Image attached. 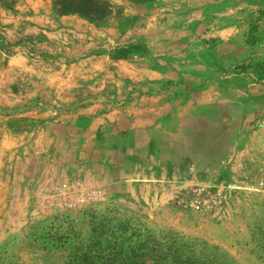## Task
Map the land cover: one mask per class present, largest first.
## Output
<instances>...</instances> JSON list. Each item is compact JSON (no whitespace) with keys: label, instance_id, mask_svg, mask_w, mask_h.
Here are the masks:
<instances>
[{"label":"crops","instance_id":"0c3cea01","mask_svg":"<svg viewBox=\"0 0 264 264\" xmlns=\"http://www.w3.org/2000/svg\"><path fill=\"white\" fill-rule=\"evenodd\" d=\"M128 6L0 7V250L90 205L264 169V0Z\"/></svg>","mask_w":264,"mask_h":264},{"label":"rangeland","instance_id":"374dc122","mask_svg":"<svg viewBox=\"0 0 264 264\" xmlns=\"http://www.w3.org/2000/svg\"><path fill=\"white\" fill-rule=\"evenodd\" d=\"M132 2L0 0V7L78 9L99 20L128 21ZM261 172L248 171L243 185L186 180L160 187L161 195L135 201L133 208L101 203L42 220L30 232L10 237L0 250V264H264V193L257 188Z\"/></svg>","mask_w":264,"mask_h":264},{"label":"built area","instance_id":"2783aa9c","mask_svg":"<svg viewBox=\"0 0 264 264\" xmlns=\"http://www.w3.org/2000/svg\"><path fill=\"white\" fill-rule=\"evenodd\" d=\"M262 127L264 129V124L262 125ZM257 188L262 193H264V172H261L260 179L258 180V183H257Z\"/></svg>","mask_w":264,"mask_h":264},{"label":"trees","instance_id":"16d2710c","mask_svg":"<svg viewBox=\"0 0 264 264\" xmlns=\"http://www.w3.org/2000/svg\"><path fill=\"white\" fill-rule=\"evenodd\" d=\"M55 8V12L59 13V14H65V13H70V12H75V13H80V14H84L86 16H90L92 17L89 13H85V12H80L78 9H74V10H69V11H58V7H54ZM94 18V17H93ZM99 20V19H98Z\"/></svg>","mask_w":264,"mask_h":264}]
</instances>
